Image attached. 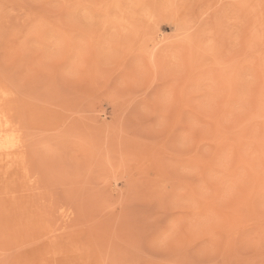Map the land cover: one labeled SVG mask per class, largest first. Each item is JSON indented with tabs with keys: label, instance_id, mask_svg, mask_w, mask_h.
I'll list each match as a JSON object with an SVG mask.
<instances>
[{
	"label": "rangeland",
	"instance_id": "rangeland-1",
	"mask_svg": "<svg viewBox=\"0 0 264 264\" xmlns=\"http://www.w3.org/2000/svg\"><path fill=\"white\" fill-rule=\"evenodd\" d=\"M5 137L0 264H264V0H0Z\"/></svg>",
	"mask_w": 264,
	"mask_h": 264
},
{
	"label": "bare ground",
	"instance_id": "bare-ground-1",
	"mask_svg": "<svg viewBox=\"0 0 264 264\" xmlns=\"http://www.w3.org/2000/svg\"><path fill=\"white\" fill-rule=\"evenodd\" d=\"M12 129H13V127H12ZM17 143H18L17 138L15 139V137L14 138L5 137L0 142V151H3V150L4 151H6V150L8 151V149L10 150L11 147L14 148Z\"/></svg>",
	"mask_w": 264,
	"mask_h": 264
},
{
	"label": "snow or ice",
	"instance_id": "snow-or-ice-1",
	"mask_svg": "<svg viewBox=\"0 0 264 264\" xmlns=\"http://www.w3.org/2000/svg\"><path fill=\"white\" fill-rule=\"evenodd\" d=\"M69 59H73L72 53H69ZM73 73L77 76H82L87 74V65L83 62L77 63L73 68Z\"/></svg>",
	"mask_w": 264,
	"mask_h": 264
}]
</instances>
